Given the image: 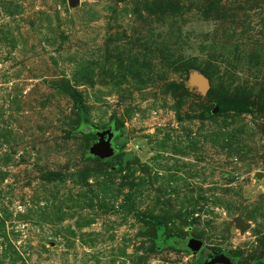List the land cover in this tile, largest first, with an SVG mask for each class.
I'll use <instances>...</instances> for the list:
<instances>
[{"label": "rangeland", "instance_id": "obj_1", "mask_svg": "<svg viewBox=\"0 0 264 264\" xmlns=\"http://www.w3.org/2000/svg\"><path fill=\"white\" fill-rule=\"evenodd\" d=\"M219 255L264 264V0H0V264Z\"/></svg>", "mask_w": 264, "mask_h": 264}, {"label": "water", "instance_id": "obj_2", "mask_svg": "<svg viewBox=\"0 0 264 264\" xmlns=\"http://www.w3.org/2000/svg\"><path fill=\"white\" fill-rule=\"evenodd\" d=\"M69 6L74 7L80 3V0H68ZM99 139L98 142L91 149V154L98 155L103 159H109L114 154V146H113V138L114 132L112 129L107 131H97L96 132ZM237 225L242 229V231H246L248 229V225H245L241 220H237ZM203 247V243L201 241H194L192 245V249L195 252H199ZM206 264H232L229 258L224 255L212 256L210 260L206 262Z\"/></svg>", "mask_w": 264, "mask_h": 264}]
</instances>
